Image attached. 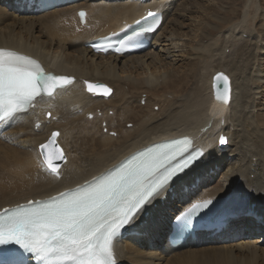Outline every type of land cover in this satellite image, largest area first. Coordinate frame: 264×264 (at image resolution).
Segmentation results:
<instances>
[{
    "label": "bare ground",
    "instance_id": "6f19581e",
    "mask_svg": "<svg viewBox=\"0 0 264 264\" xmlns=\"http://www.w3.org/2000/svg\"><path fill=\"white\" fill-rule=\"evenodd\" d=\"M23 1L0 0V49L34 60L47 74L74 77L75 83L52 97H39L33 109L0 124L4 175L19 176L13 181L17 188L27 182L36 185L35 193L0 201V210L59 194L110 171L145 148L190 136L203 152L202 159L127 226L123 237L115 241L117 259L122 264H264V226L253 217L247 219L252 210L264 217V0H68L42 12ZM79 9L88 12L86 26L77 16ZM150 12L160 14L163 22L149 36L151 43L144 52L96 54L87 46L94 39L123 31ZM214 31L221 36L212 39L215 44H207ZM175 40L182 49L181 54L169 51L175 59L155 53L157 46L168 49ZM224 46L229 51L220 52ZM183 59V67H176ZM216 69L231 78L232 99L225 113L212 104L211 78ZM86 80L105 82L114 92L109 98L94 97L83 90ZM144 94L147 100L142 106ZM148 95L157 100L151 101ZM39 105L44 106L40 109ZM53 111L61 113L58 123L64 119L63 127H80L79 133L85 131L92 137L90 143L79 146L65 128V145L77 156L70 157L59 177L48 172L37 153L43 137V142L36 143L34 160L26 152L7 149L11 142L32 141L20 136L28 127L33 136L48 131L47 119L52 125V118L58 116ZM87 114L93 118L87 119ZM77 119L81 122L76 126ZM37 123L41 127L36 132ZM84 125L89 127L85 130ZM221 136L227 140L224 145L219 142ZM37 165L45 177L35 169ZM85 165L90 169L79 176L78 169ZM2 184L0 192L8 191ZM215 198L225 199L231 211L237 212L222 234L215 238L200 234L196 242L170 248L166 237L173 217L195 202ZM241 222H246L247 230L240 227ZM230 237L235 239L219 242Z\"/></svg>",
    "mask_w": 264,
    "mask_h": 264
},
{
    "label": "snow or ice",
    "instance_id": "6c2138e0",
    "mask_svg": "<svg viewBox=\"0 0 264 264\" xmlns=\"http://www.w3.org/2000/svg\"><path fill=\"white\" fill-rule=\"evenodd\" d=\"M148 16L155 14L150 12ZM154 30V24L145 21L120 44L132 46L129 42ZM216 80L218 85L222 82L227 103L229 78L220 73ZM70 83V78L47 75L26 56L0 49V122L15 113L27 112L38 97H52L57 88ZM101 88L104 95L111 94L107 87L88 85L89 91ZM58 135L54 133L53 139L40 147L46 168L57 177L59 165L53 163V157L66 161L55 142ZM219 142L224 145L227 140L221 136ZM50 147L51 155L47 151ZM202 156L200 150H192L190 140L164 143L79 189L60 193L47 202L33 201L15 211L6 210L0 213V246L17 245L24 253H30L28 259H36L37 264H116L114 238L138 218L146 205L163 194L174 177ZM210 203L193 205L176 217L175 231L183 234L191 229L193 217Z\"/></svg>",
    "mask_w": 264,
    "mask_h": 264
},
{
    "label": "rangeland",
    "instance_id": "374dc122",
    "mask_svg": "<svg viewBox=\"0 0 264 264\" xmlns=\"http://www.w3.org/2000/svg\"><path fill=\"white\" fill-rule=\"evenodd\" d=\"M242 6L243 7H245V5L244 4H241V11L243 12V10H242ZM249 6H250V4H249ZM249 7L248 6H246V11L248 10H250V9H248ZM221 13H219V15H220ZM168 19L169 18H167V22H168ZM211 23H214L215 24V22H211ZM169 27H170V25H169ZM166 32H165V34L167 33L168 34V32H169V28L168 27H166V30H165ZM39 33H40V31H38ZM45 32V31H44ZM44 32H42L43 34H44V36H45V33ZM47 35V34H46ZM213 35V36H212ZM211 35V37H209L206 41H207V44L208 43H213L214 42V44H215V42H216V40L215 41H213L212 42V39H216V38H218V37H220L221 35L219 34V35H217L216 33H215V31H214V33ZM222 35H223V33H222ZM165 36V35H164ZM46 37V36H45ZM44 37V38H45ZM162 37V36H161ZM165 37H167V36H165ZM211 40V41H210ZM229 42V41H228ZM220 43H222V41L220 40ZM220 43H219V47L222 45H220ZM180 44V45H179ZM181 46V43H176V40L174 41V44H172V46H171V48H165V47H163L162 45H161V47L159 48V49H157V47H156V49H155V53H157V55L158 56H162L163 55V57L165 58V57H167L168 56V59L169 58H173V54H170L169 53V51H171V53H172V49H174L177 53H175V54H181V48H179ZM224 48H226L225 46L224 47H221L220 48V52H222L223 50H224ZM164 49H166V50H164ZM228 51H229V48H226ZM164 50V51H163ZM180 50V51H179ZM168 51V52H167ZM228 51H224V53H225V55L227 54V52ZM67 52H70V50H68L67 49ZM160 52H163L164 54H161ZM173 59H175V58H173ZM183 61L184 62H186V60L185 59H183L181 62H176L175 63V65H176V67H180L181 66V68L183 67L181 64H183ZM180 63V64H179ZM258 67V66H257ZM86 81H91V80H86ZM91 82H94V83H103V84H105V85H108L109 87H111L109 84H107V83H105V82H97V81H91ZM113 89V88H112ZM84 90V89H83ZM114 91V90H113ZM127 91H130V88L127 90ZM127 91H125V92H127ZM140 93V92H139ZM138 94V93H137ZM140 94H138V96H139ZM145 95V98L141 101V105L142 106H145V104H146V100H147V95L146 94H144ZM149 96V98H150V100L151 101H156L157 100V98L156 97H154V96H151V95H148ZM151 96V97H150ZM140 97V96H139ZM87 101H91V100H87ZM93 101V100H92ZM87 105H88V107H92V104L91 103H87ZM44 105H39V108L41 109V107H43ZM106 106H107V108L109 109V108H113V107H109L107 104H106ZM55 108H56V106H54ZM101 108V105H100V107L99 108H97V109H100ZM97 109H93V110H97ZM87 110H89V109H87ZM149 110H151V109H147V111H149ZM103 112L105 113V110H103ZM160 111H159V107L158 106H156L155 108H154V114H155V116H158L160 113H159ZM158 113V114H157ZM52 114L54 115L55 114V112L53 111L52 112ZM60 114V115H59ZM105 114H107V113H105ZM57 117H58V121H56L55 123L53 122V124L52 125H46V126H48L49 127V129H48V131L45 129L44 130V132H43V135H41L40 137H39V135H34L33 136V134H32V130H31V127H28L27 128V130H24V133L22 134L21 133V138H23V139H25V140H28L29 138H31L32 139V141H28V142H25V143H21V142H19V143H17V142H11V144H9V146H7V149L8 148H11L13 151H19V152H26L27 154H29V156H30V158H32L33 160H34V152L36 151V149H35V147H36V143H38V142H43L42 140L43 139H45V141L47 142L48 141V139H49V137L51 136L50 134H52L53 132H55V131H57V132H59V134H60V136H59V139H58V142H60L61 140V142L59 143V145L62 147V149H63V151H64V154L66 155V162L64 163V165L59 169V171H60V173H62V169L64 168V166H65V164L70 160V157L71 156H73V158L75 157V155L77 154L76 152L74 153V151H72V150H70V147H69V145L66 143V145H65V142H64V138H66V134H65V130L67 129L68 130V132H70V133H72L73 134V137H74V140H76L75 142H76V144H78L79 146H84V145H86V144H88V143H90L91 141H92V137L89 135V134H87V132H85V131H83L82 133H79L78 132V129L80 130V129H82V128H80V127H72V126H69V127H63L62 125L63 124H65V122H64V119H63V122L62 123H58L59 121H60V118H61V113H58V114H55ZM46 117V116H45ZM44 117V118H45ZM50 117H51V115H50ZM119 117V116H118ZM68 119V118H67ZM48 120V119H47ZM79 120L80 119H77V124H76V126L79 124ZM80 122H81V120H80ZM84 122H86V121H84ZM75 123H76V121H75ZM87 124L89 123V124H91V126L93 125V123H90V122H86ZM85 123V124H86ZM82 124H84L83 122H82ZM59 125H61L60 127H58ZM83 126V125H82ZM89 126H87V125H84V129L86 130L87 128H88ZM34 128H35V126H34ZM66 128V129H65ZM69 128V129H68ZM127 128H131V127H128V125H127ZM56 129H58V130H56ZM72 129H74V131L72 130ZM76 129V130H75ZM38 130V129H37ZM37 130L35 129V131L37 132ZM52 130V131H51ZM62 130V131H61ZM46 132V133H45ZM45 134V135H44ZM49 134V135H48ZM62 134V135H61ZM78 134V135H77ZM37 137V138H36ZM42 137H43V139H42ZM45 137V138H44ZM39 139V141H37L36 142V140H38ZM47 139V140H46ZM81 140H82V142H81ZM45 141L43 142V143H45ZM62 142H64V143H62ZM43 143H40V145L41 144H43ZM62 143V144H61ZM71 144V143H70ZM67 146V147H66ZM71 146H73L72 144H71ZM37 153L39 154V157H40V159L43 161V159H42V155H41V153H40V150H38L37 151ZM21 154V153H20ZM77 156V155H76ZM2 161V162H1ZM4 161V162H3ZM231 162V161H230ZM0 183L3 185V186H6V187H8V191H5V192H0V201L1 202H4L3 200H5V201H8V200H12V199H17V197L18 198H22V197H24L25 195H27V194H31V193H35V186L36 185H33V184H30L29 182H27L26 184H24L22 187H20V188H17V185H15L14 183H13V181H14V179L15 178H18L19 176H17V175H12V174H9V175H7V176H5L4 174H5V172H4V170L2 169L3 167H4V165H5V160L3 159V158H0ZM3 166V167H2ZM84 167H86V169L84 168ZM35 169L37 170L38 169V172L40 171L39 170V167H38V165H37V168L35 167ZM81 169L82 170H80V168L77 170L79 173H77V171H76V173L77 174H79V176H81V175H84L85 173H87L88 172V170L90 169V166H82L81 167ZM12 170H13V165H12ZM2 171V172H1ZM81 171V172H80ZM4 172V173H3ZM41 175H42V177H45V172L44 171H40L39 172ZM77 176V175H76ZM35 178V180H38L36 177H34ZM34 180V179H33ZM34 180V182L36 183V184H38L39 182L38 181H35ZM14 184V185H13ZM12 185H13V187H12ZM31 185H33V187H31ZM16 187V188H15ZM26 187H28V189L26 188ZM31 189H33V190H31ZM27 190V191H26ZM22 191V192H21ZM31 191V192H30ZM33 191V192H32ZM37 191H39V190H37ZM36 191V192H37ZM15 193V194H14ZM23 194V195H22ZM8 195V196H7ZM16 195V196H15ZM20 197H19V196ZM4 196L6 197V199L4 198ZM10 197H11V199H10ZM8 199V200H7ZM247 219H248V217H247ZM246 221V220H245ZM245 223L246 222H241L240 223V227L241 228H243L244 230H247V229H245L244 227H245ZM232 236H234V235H232ZM235 238H233V237H230V239H228V238H226L225 240H223L222 242L221 241H219L221 244L222 243H227V242H232V240H234ZM240 240V239H239ZM238 243H240V242H236V244H238ZM164 244H165V239H164ZM247 250V249H246ZM248 251V250H247ZM235 254H237V253H235ZM257 254V253H256Z\"/></svg>",
    "mask_w": 264,
    "mask_h": 264
},
{
    "label": "water",
    "instance_id": "95a60500",
    "mask_svg": "<svg viewBox=\"0 0 264 264\" xmlns=\"http://www.w3.org/2000/svg\"><path fill=\"white\" fill-rule=\"evenodd\" d=\"M220 73H223L224 75L228 76V78H229V89H230L229 97H230V98H229V100H228L227 103H225V102H224V99H223V98H224V91H223L222 82L218 85V82H217V80H216V76H217L218 74H220ZM46 74H47V73H46ZM47 75H50V76H57V75H55V74H53V73H49V74H47ZM57 77H67V78H70V79L72 80V83L65 85L63 88H57V89L55 90V92H56L57 90L64 89V88L68 87L69 85L75 83V78H74V77H69V76H57ZM83 83H84V90H85V92L88 93V94H90V95H92V96L108 98V97H110V96L113 94V89L110 88L108 85H105V84H103V83H94V82H91V81H84ZM89 84H92V85H99V86L107 87V88L111 89V94H110V95H104V94H103V90H102V88H101V89H95V90H93V91H89V89H88V85H89ZM211 90H212V104L221 107V108H222L221 113H225V112L229 109V106H230V104H231V99H232V87H231V78H230V76L227 75L223 70H221V69H216V70H215V74H213V76H212V78H211ZM55 92H54V93H55ZM54 93H53V94H54ZM218 95L221 97L220 99H217V96H218ZM49 116H50V115H47V117H49ZM54 133H58V132H54ZM54 133H53V134H54ZM53 134H52L51 138L49 139V141L53 139ZM58 138H59V135H58V136H55V142H56V145L58 146V148H59L60 150H62V148L59 146V144H58V142H57ZM49 141H48V142H49ZM48 142H47V143H48ZM47 151H48V153H49L50 155L52 154V148H51V147H50ZM62 152H63V150H62ZM63 154H64V153H63ZM64 156H65V155H64ZM65 162H66L65 160H57V159H55V158L53 157V163L59 165V169L61 168V166H62Z\"/></svg>",
    "mask_w": 264,
    "mask_h": 264
}]
</instances>
